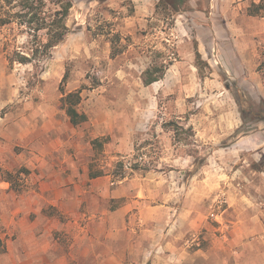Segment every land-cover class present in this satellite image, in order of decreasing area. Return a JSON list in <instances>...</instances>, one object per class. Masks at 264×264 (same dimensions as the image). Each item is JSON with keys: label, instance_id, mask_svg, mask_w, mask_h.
Here are the masks:
<instances>
[{"label": "rangeland", "instance_id": "374dc122", "mask_svg": "<svg viewBox=\"0 0 264 264\" xmlns=\"http://www.w3.org/2000/svg\"><path fill=\"white\" fill-rule=\"evenodd\" d=\"M71 1L40 68L9 65L0 33V264H90L77 231L118 209L133 233L173 212L192 248L239 226L263 252L264 10L248 14L260 0L174 15L158 0ZM75 91L77 125L62 99Z\"/></svg>", "mask_w": 264, "mask_h": 264}, {"label": "crops", "instance_id": "0c3cea01", "mask_svg": "<svg viewBox=\"0 0 264 264\" xmlns=\"http://www.w3.org/2000/svg\"><path fill=\"white\" fill-rule=\"evenodd\" d=\"M77 196V194H76ZM103 215L92 213L88 223L80 227L75 235L79 255L90 264H264V251H255L244 244L247 237L241 228L236 226L231 237L217 234L214 228H207V242L196 244L184 239L180 224V214L173 212L169 219L149 222L141 219L140 231L132 232L125 221L126 210H103ZM85 216V214H82ZM117 218L122 224H117ZM135 221V220H134ZM194 221V220H193ZM190 222L191 228L197 230L200 225ZM185 222V221H183ZM260 225L263 226L261 223ZM217 229V228H216ZM123 231V233H121ZM122 234V236H119ZM249 235V234H248ZM35 236V235H34ZM117 240L127 241V248L122 254L116 252Z\"/></svg>", "mask_w": 264, "mask_h": 264}, {"label": "trees", "instance_id": "16d2710c", "mask_svg": "<svg viewBox=\"0 0 264 264\" xmlns=\"http://www.w3.org/2000/svg\"><path fill=\"white\" fill-rule=\"evenodd\" d=\"M95 1L103 3L106 0ZM72 6L71 0H0L2 50L9 65L20 63L42 67L51 58L53 49L69 33L67 19ZM157 6L167 14L174 15L192 9L193 3L192 0H158ZM263 10L264 0H260L259 3H252L248 14L259 15ZM20 37L24 38L22 42L18 41ZM198 58L201 59L199 54ZM165 68L155 70L154 73L147 69L143 73L144 83L148 85L161 79ZM62 99L72 124L77 125L86 120V115L76 109L81 99L79 92H69ZM243 112L246 113L245 110ZM101 173H91V177Z\"/></svg>", "mask_w": 264, "mask_h": 264}]
</instances>
